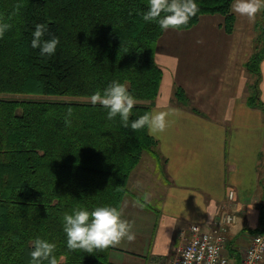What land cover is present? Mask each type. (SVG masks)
<instances>
[{
	"label": "trees",
	"instance_id": "1",
	"mask_svg": "<svg viewBox=\"0 0 264 264\" xmlns=\"http://www.w3.org/2000/svg\"><path fill=\"white\" fill-rule=\"evenodd\" d=\"M234 1L195 0L199 11L178 30L219 15L231 34ZM147 10L148 0H0V22L11 25L0 38V264H30L36 238L55 244L57 264H111L112 246L69 250L63 217L76 208L120 209L143 154L159 161L146 127L125 128L91 103L93 93L118 81L135 101L129 123L150 113L162 79L154 55L164 30L143 20ZM38 23L48 25L44 39L59 38L51 56L31 47ZM261 34L263 47L246 63L256 77L247 103L264 109V28ZM174 99L192 101L179 86ZM263 215L260 207L259 222ZM261 222L249 233L264 231Z\"/></svg>",
	"mask_w": 264,
	"mask_h": 264
},
{
	"label": "crops",
	"instance_id": "2",
	"mask_svg": "<svg viewBox=\"0 0 264 264\" xmlns=\"http://www.w3.org/2000/svg\"><path fill=\"white\" fill-rule=\"evenodd\" d=\"M222 23L219 15L202 16L191 29L164 30L156 43L154 60L162 79L150 113H169L167 127L150 134L159 155L152 172L138 164L128 179L119 210L135 239L112 246L111 264H168L181 230L191 224L206 229L228 212L237 221L228 229L224 253L229 264H240L249 230L259 227L264 109L247 103L252 74L247 61H240L242 23L231 34ZM260 73L264 104V60ZM178 86L192 98L189 104L175 101Z\"/></svg>",
	"mask_w": 264,
	"mask_h": 264
},
{
	"label": "clouds",
	"instance_id": "3",
	"mask_svg": "<svg viewBox=\"0 0 264 264\" xmlns=\"http://www.w3.org/2000/svg\"><path fill=\"white\" fill-rule=\"evenodd\" d=\"M20 7L21 5H16L17 9ZM262 8H264V0H236L233 5L236 13L248 17H254ZM198 11L199 7L195 0H148V10L143 14V20L157 22L163 30L169 28L178 30L187 25L190 18ZM10 27V24L0 22V38H3ZM47 32L48 25L38 23L32 33L31 47L39 48L41 56L55 54L59 44L58 37L44 39ZM197 43L203 41L198 40ZM91 103L107 109L108 119L119 116L122 126L130 127L133 131L146 127L150 134L156 135L164 132L167 127L166 117L169 115L167 112L145 113L129 123L135 101L125 85L118 81H112L103 92L93 93ZM68 113L71 115V109ZM63 222L69 250L80 249L92 253L95 249L119 245L125 238L128 241L135 239L132 224L122 219V212L113 206H99L92 211L76 208L71 214L64 215ZM55 247V244L47 240L36 238L33 241V250L30 252V264H43L45 261L47 264H57V259L53 255Z\"/></svg>",
	"mask_w": 264,
	"mask_h": 264
},
{
	"label": "built area",
	"instance_id": "4",
	"mask_svg": "<svg viewBox=\"0 0 264 264\" xmlns=\"http://www.w3.org/2000/svg\"><path fill=\"white\" fill-rule=\"evenodd\" d=\"M229 200L234 192H228ZM237 221L235 213L228 212L208 228L191 224L179 232V244L168 264H229L224 253L228 229ZM240 264H264V231L250 235Z\"/></svg>",
	"mask_w": 264,
	"mask_h": 264
},
{
	"label": "rangeland",
	"instance_id": "5",
	"mask_svg": "<svg viewBox=\"0 0 264 264\" xmlns=\"http://www.w3.org/2000/svg\"><path fill=\"white\" fill-rule=\"evenodd\" d=\"M233 5L234 4H232L231 10L236 18L235 28H238V26L242 23V27L240 29L242 32L241 35L243 36V41L241 46L240 61L245 62L248 61L256 52L261 50V48L263 47V36L261 40L260 37L262 35L261 32H263V28H264V20L261 19L259 16L260 11L256 13L254 17H248L246 15H241L236 13L233 10ZM255 80L256 77L254 75H252V77L249 78V80L247 79V87L249 91L254 89L253 87L255 85ZM138 103H142V102H138ZM182 103L185 105L188 104L186 102H182ZM154 159L155 158H153L149 153H144L139 163L141 166L140 170L144 168V170L145 169L149 170L148 173L149 172L151 173L152 169L154 168L153 165ZM142 175L140 176V178H142ZM261 221H264V215L261 218L260 222L258 221V226L262 225ZM245 227H247V224ZM231 264H234V260L233 262H231Z\"/></svg>",
	"mask_w": 264,
	"mask_h": 264
}]
</instances>
